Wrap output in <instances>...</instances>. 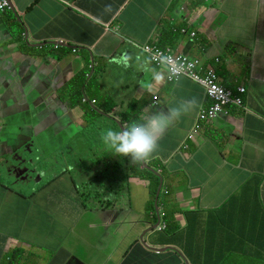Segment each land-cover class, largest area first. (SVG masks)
Here are the masks:
<instances>
[{
    "label": "crops",
    "instance_id": "crops-1",
    "mask_svg": "<svg viewBox=\"0 0 264 264\" xmlns=\"http://www.w3.org/2000/svg\"><path fill=\"white\" fill-rule=\"evenodd\" d=\"M7 1L0 264H264V0ZM146 44L243 87V106L187 139L210 100L188 78L169 83L142 54ZM124 54L127 68L116 63ZM137 56L162 74L158 84ZM189 99L196 105L143 161L111 154L100 139L101 119L118 130ZM27 147L37 183L18 178L27 165L11 161ZM21 187L41 192L33 216Z\"/></svg>",
    "mask_w": 264,
    "mask_h": 264
},
{
    "label": "clouds",
    "instance_id": "clouds-1",
    "mask_svg": "<svg viewBox=\"0 0 264 264\" xmlns=\"http://www.w3.org/2000/svg\"><path fill=\"white\" fill-rule=\"evenodd\" d=\"M136 60L142 70L151 73L153 82L158 84L161 81L162 74L148 67L146 59L142 60L140 56H137ZM169 62V57H160L161 64L169 65ZM116 63L127 68L128 56L126 54L121 55ZM169 70L171 73L179 72L182 70V65H171ZM195 105L196 101L194 99L182 101L166 113L149 114L143 122H134L128 127L118 130L108 128L101 133L100 139L111 154L119 157H128L132 161H143L157 147V141L164 129L182 114L190 112Z\"/></svg>",
    "mask_w": 264,
    "mask_h": 264
},
{
    "label": "built area",
    "instance_id": "built-area-1",
    "mask_svg": "<svg viewBox=\"0 0 264 264\" xmlns=\"http://www.w3.org/2000/svg\"><path fill=\"white\" fill-rule=\"evenodd\" d=\"M9 9V2L7 0H0V12ZM181 32L183 34L186 33L185 30ZM191 36L194 37V34H191ZM140 50L157 69H164L166 71V79L169 83L175 82L180 78H188L204 88L210 104L199 111L193 130L188 133L187 139H194L196 137L197 132L201 129V123L210 122L220 115H226L228 106H243L242 97L247 90L243 87L238 88L237 92L228 89L220 83L212 68H204L198 60L190 59L188 56L170 49H161L149 44L142 46ZM161 56L170 58L169 65L160 63ZM171 65H182V70L171 73L169 70Z\"/></svg>",
    "mask_w": 264,
    "mask_h": 264
},
{
    "label": "rangeland",
    "instance_id": "rangeland-1",
    "mask_svg": "<svg viewBox=\"0 0 264 264\" xmlns=\"http://www.w3.org/2000/svg\"><path fill=\"white\" fill-rule=\"evenodd\" d=\"M73 88V87H72ZM63 94H67L68 96L72 95V93H68V92H63ZM100 118V117H99ZM98 118V119H99ZM100 124H101V128H102V132L108 128H110L112 126V123L108 120V119H101L100 120ZM26 149H29V150H25V153H28V156H33L34 152L31 148L27 147ZM21 154V153H20ZM23 155H27V154H23ZM38 161L36 162L37 165L40 166V162L42 160H44L45 158H41V157H37ZM121 161V160H120ZM32 168V165H29V167L27 168V170H24V169H20L16 174H17V177L23 179L25 182L29 181L32 177V174L34 173L33 170L31 169ZM40 176V173L39 172H36L35 171V183H37V178ZM98 176H103L104 178L107 176V171H103V173H99ZM47 181V178L44 179V182ZM92 181L95 183L96 181H100V180H97L96 178L95 179H92ZM43 182V183H44ZM97 188L96 187H93L91 189H85V190H96ZM19 192L26 196L27 197H31V206L29 208L28 204H24V211L25 212H30L31 215L30 216H33L35 215V212L36 211H40L42 208H43V205L42 203L39 202V199H40V196H41V192H37L34 196V194L32 193L31 194V191H30V188L29 187H21V188H18ZM84 189H81V192L83 191ZM105 194V193H104ZM36 203V205H35ZM32 230V229H30ZM29 238H32L30 233H29Z\"/></svg>",
    "mask_w": 264,
    "mask_h": 264
},
{
    "label": "water",
    "instance_id": "water-1",
    "mask_svg": "<svg viewBox=\"0 0 264 264\" xmlns=\"http://www.w3.org/2000/svg\"><path fill=\"white\" fill-rule=\"evenodd\" d=\"M32 158H33V156L23 155V154H20V153L15 152L14 155H12L11 161L12 162H18L19 164L27 165L24 168V170H27V168L29 167V165L34 164V161H32ZM6 164H7V161H6ZM35 171L36 172H39L37 170H35ZM35 171H34V173H35ZM32 179L35 180V176H33ZM158 190H159L158 192L161 191V186L159 187ZM158 195H159V193H158Z\"/></svg>",
    "mask_w": 264,
    "mask_h": 264
},
{
    "label": "trees",
    "instance_id": "trees-1",
    "mask_svg": "<svg viewBox=\"0 0 264 264\" xmlns=\"http://www.w3.org/2000/svg\"><path fill=\"white\" fill-rule=\"evenodd\" d=\"M147 57V56H146ZM148 58V57H147ZM149 62H150V60H149ZM151 63V62H150ZM78 94V96L81 94V92H79V93H77Z\"/></svg>",
    "mask_w": 264,
    "mask_h": 264
}]
</instances>
